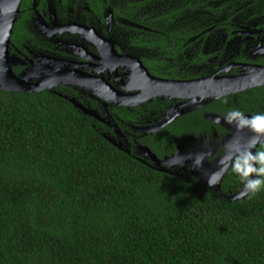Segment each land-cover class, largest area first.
I'll return each instance as SVG.
<instances>
[{"label":"trees","instance_id":"16d2710c","mask_svg":"<svg viewBox=\"0 0 264 264\" xmlns=\"http://www.w3.org/2000/svg\"><path fill=\"white\" fill-rule=\"evenodd\" d=\"M110 3L128 53L152 71L179 73L182 58L199 56L198 43L220 32L264 28V0ZM259 91L239 94L241 107ZM211 105L227 109L223 100ZM112 109L123 120L138 116ZM195 120L211 130L195 114L175 130L197 137ZM108 133L57 94L0 90V264H264V191L232 200L243 189L230 172L216 188L159 172ZM173 142L170 128L145 141L158 152Z\"/></svg>","mask_w":264,"mask_h":264},{"label":"flooded vegetation","instance_id":"af4514ba","mask_svg":"<svg viewBox=\"0 0 264 264\" xmlns=\"http://www.w3.org/2000/svg\"><path fill=\"white\" fill-rule=\"evenodd\" d=\"M14 15L16 20L9 47L14 75L29 86H49L45 91L76 99L84 107L95 111L101 119L95 120L109 130L106 135L117 139L130 155L149 167L156 166L151 155L162 162L178 155L185 157L182 165L176 159L169 171L180 176L188 174L203 181L201 175L205 164H215L225 156L223 141L228 135L227 130L210 121L208 116H223L239 107L246 115L264 112V91L253 93L245 109L241 107L243 97L238 96L264 86L226 95L218 100L205 98L203 102L206 105L201 100L165 96L163 93L153 96L146 91L148 95L142 96V87L151 80L145 81L142 69L134 61L139 60L151 76L161 80L187 82L231 77L238 81L242 76H249L254 67H264V28L259 26L237 28L231 36L220 32L212 41L199 42V56L182 58L179 73H174L168 72L174 70V66L152 71L140 58L128 53L121 26H115L110 0H0V28L8 17ZM213 29L217 30L209 28L208 31ZM223 51L227 56L220 55ZM124 56L128 58L122 59ZM66 73L78 76L77 79L84 78L85 86L56 85ZM188 75H193V78H186ZM146 88L148 90V85ZM116 92L134 97L128 104L135 105L117 106L122 97L117 94L114 97L112 94ZM220 100L227 109L208 112V108L216 110L211 104ZM253 106H257L258 111L253 109L249 113L248 109ZM113 107L136 109L138 116L134 121L123 120L115 115ZM191 114L211 122V130L201 128L203 122L197 120L193 122L198 131L197 137L192 136L187 128L175 130L184 124L177 121ZM157 125L164 126L154 132L148 131ZM168 128L174 140L171 148L158 152L145 143L150 136ZM200 152L205 153V161L202 167L195 168L186 157Z\"/></svg>","mask_w":264,"mask_h":264},{"label":"water","instance_id":"95a60500","mask_svg":"<svg viewBox=\"0 0 264 264\" xmlns=\"http://www.w3.org/2000/svg\"><path fill=\"white\" fill-rule=\"evenodd\" d=\"M16 20V15L8 17V20L3 24V27L0 28V90L4 92H11V93H38L41 91H45L49 89V86H43L42 84H38L37 86H29L25 84L23 79H19L16 75H14L12 70V59L9 54V47L11 42V37L13 34V25ZM122 59H126L128 57H121ZM136 63L140 66L142 69V77L146 79L151 80L152 82H161L164 84H167L166 90L168 91H159L153 84L148 83L146 81V85L142 87L143 95L146 91L149 92L150 95L155 96L158 93H163L165 96L167 95H173L174 97L179 98H191L194 100H201L200 102L204 104L203 100L205 98H208L210 100H218L226 95H230L236 92H241L243 90H248L260 86H264V67H254L251 69L250 75H245L237 79L236 81L234 78L231 77H219V78H207L200 81H187V82H178V81H167V80H161L157 79L150 75V73L147 71V69L140 63L139 60L134 59ZM78 76L72 75L70 73L62 74L61 81L55 83L56 85H74L79 87L85 86V79L79 77L80 79H77ZM244 80V82H241ZM148 85V90H147ZM117 95H120L122 97L121 101H117V106L121 105H135L134 104H128L131 100L134 99V97H130L127 95H124L122 93L116 92L112 94L114 97ZM61 98L66 99L68 102H70L75 108H77L80 112L83 114L93 118L101 120L98 116V114L89 109L84 107L81 103H79L76 99L69 98L67 96H64L62 94H57ZM221 115H209L208 119L214 123H216V118ZM217 124V123H216ZM221 127H223L225 130L228 131V135L225 137L223 141V146L226 150V153L230 152L233 148H235L237 145L240 146H247L248 140L251 138L252 133L248 129H244L242 131H237L235 126L226 124L223 120H221V123L218 124ZM164 125H157L153 128L148 129L149 132H154L159 129H161ZM104 138L108 140L112 145L115 147L124 150L126 153H130L128 149L123 148V144L119 142L117 139H114L112 137H109L108 135H104ZM144 150L147 153H150L149 149L144 147ZM225 153V155H226ZM178 156V155H177ZM152 160L156 163V166H151L153 169H156L159 172L163 173H171L169 170L173 167V161L172 158L165 159L163 162L158 160L155 155H151ZM224 158V157H223ZM222 159V158H221ZM219 159L215 164H205L204 166V172L201 175V178L203 182L209 186L208 184V176L216 171L219 167ZM171 160V161H170ZM169 164L165 165L166 163ZM145 163V162H143ZM228 171H226L223 174L222 179L218 184H216L213 188L220 187V184L225 176V174ZM202 173V172H201ZM210 187V186H209ZM212 188V187H211ZM248 195L242 190L236 195H233L231 197L232 200H240ZM230 198V197H228Z\"/></svg>","mask_w":264,"mask_h":264},{"label":"clouds","instance_id":"9594fccd","mask_svg":"<svg viewBox=\"0 0 264 264\" xmlns=\"http://www.w3.org/2000/svg\"><path fill=\"white\" fill-rule=\"evenodd\" d=\"M221 120L228 125L235 126L237 131L248 129L252 136L247 146L237 145L226 153L219 161L218 169L208 176V184L214 187L220 182L223 174L230 171L238 178L243 191L251 199L252 196L264 191V112L246 115L239 109H232L222 117L218 116L216 123L220 124ZM176 159H179L182 165L185 157L173 155L171 160ZM186 159L192 161L193 167L200 168L205 161V153L190 155Z\"/></svg>","mask_w":264,"mask_h":264},{"label":"bare ground","instance_id":"6f19581e","mask_svg":"<svg viewBox=\"0 0 264 264\" xmlns=\"http://www.w3.org/2000/svg\"><path fill=\"white\" fill-rule=\"evenodd\" d=\"M241 82H244L242 80ZM151 83L159 90V91H168L166 88L168 87L167 84L161 83V82H152Z\"/></svg>","mask_w":264,"mask_h":264}]
</instances>
